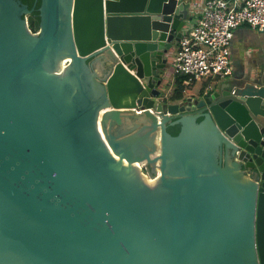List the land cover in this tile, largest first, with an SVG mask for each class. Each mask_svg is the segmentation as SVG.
Returning <instances> with one entry per match:
<instances>
[{"label":"water","instance_id":"1","mask_svg":"<svg viewBox=\"0 0 264 264\" xmlns=\"http://www.w3.org/2000/svg\"><path fill=\"white\" fill-rule=\"evenodd\" d=\"M189 17L0 0V264H264V83L158 99Z\"/></svg>","mask_w":264,"mask_h":264},{"label":"built area","instance_id":"2","mask_svg":"<svg viewBox=\"0 0 264 264\" xmlns=\"http://www.w3.org/2000/svg\"><path fill=\"white\" fill-rule=\"evenodd\" d=\"M192 8L189 20L195 18L190 25L183 26L172 57L173 74L184 75L185 82L231 75L234 29L246 24L263 30L264 0H204L200 4L194 2ZM167 71L166 67L163 79ZM165 95L168 96L163 89L158 99ZM139 168L148 173L145 163Z\"/></svg>","mask_w":264,"mask_h":264},{"label":"crops","instance_id":"3","mask_svg":"<svg viewBox=\"0 0 264 264\" xmlns=\"http://www.w3.org/2000/svg\"><path fill=\"white\" fill-rule=\"evenodd\" d=\"M203 1L204 0H189L190 12L193 10L192 6L194 2L200 4ZM193 18H195V16ZM193 18L190 20L187 19L185 26L190 25ZM177 46L178 43L174 41L167 54V64L170 60H172ZM231 58L234 67L233 73L231 75L222 78L209 77L207 79L195 80L192 82H185L186 80L183 78V96L182 98L176 100L180 101L181 99L196 97L199 94L205 93V91H209L211 88L218 87L220 84L225 85L226 81H231L244 74H249L252 76L253 80L264 83V29L257 30L246 24L236 27L234 29L231 43ZM167 73L168 75H165L163 81L166 80V92L170 99L172 98L171 96L176 85V78L179 77V75H174L173 72L170 74L169 69ZM167 82L169 83L167 84ZM163 86L160 88L163 89ZM125 114L131 115L132 113L130 112Z\"/></svg>","mask_w":264,"mask_h":264},{"label":"trees","instance_id":"4","mask_svg":"<svg viewBox=\"0 0 264 264\" xmlns=\"http://www.w3.org/2000/svg\"><path fill=\"white\" fill-rule=\"evenodd\" d=\"M28 21H29V26L31 27L32 30H37L39 27V21L36 18V16L31 12L28 14ZM184 78V75H179V77L176 78V85L172 93V98L173 99H179L182 98L183 94V86H182V79Z\"/></svg>","mask_w":264,"mask_h":264},{"label":"bare ground","instance_id":"5","mask_svg":"<svg viewBox=\"0 0 264 264\" xmlns=\"http://www.w3.org/2000/svg\"><path fill=\"white\" fill-rule=\"evenodd\" d=\"M65 60H68V58H66ZM99 129L101 130L100 125H99ZM102 134H103V133H102ZM144 161H145V160H144ZM144 161H141V162L139 163V167L144 163ZM141 173H142L143 177L146 179V181H148V182H150V183H153V182L155 181V179H156V177H152L150 174H148V173H146V172H142V171H141Z\"/></svg>","mask_w":264,"mask_h":264},{"label":"rangeland","instance_id":"6","mask_svg":"<svg viewBox=\"0 0 264 264\" xmlns=\"http://www.w3.org/2000/svg\"><path fill=\"white\" fill-rule=\"evenodd\" d=\"M167 65H168L167 68L170 70V74H171L172 73V60H170ZM163 85H165V86H163ZM163 85H162L163 89H166L167 88L166 80L163 81ZM160 87H161V85H160ZM163 89H162V91H163Z\"/></svg>","mask_w":264,"mask_h":264},{"label":"flooded vegetation","instance_id":"7","mask_svg":"<svg viewBox=\"0 0 264 264\" xmlns=\"http://www.w3.org/2000/svg\"><path fill=\"white\" fill-rule=\"evenodd\" d=\"M27 17H28V15H27ZM243 167H244V165H243ZM244 168H245V167H244ZM245 169H246V168H245ZM246 170L252 174L251 170H250V171H249L248 169H246Z\"/></svg>","mask_w":264,"mask_h":264}]
</instances>
